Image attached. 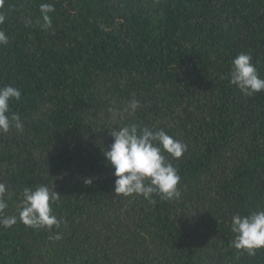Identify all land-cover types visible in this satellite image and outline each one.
Returning a JSON list of instances; mask_svg holds the SVG:
<instances>
[{"label":"trees","instance_id":"trees-1","mask_svg":"<svg viewBox=\"0 0 264 264\" xmlns=\"http://www.w3.org/2000/svg\"><path fill=\"white\" fill-rule=\"evenodd\" d=\"M0 15V87L21 91L24 123L0 133L3 215L17 216L0 227V264H264V248L231 246L232 217L264 209V92L245 96L229 75L250 53L264 77V0H0ZM109 109L188 145L168 157L179 199L115 194ZM39 185L61 194L59 229L19 220L23 189Z\"/></svg>","mask_w":264,"mask_h":264},{"label":"clouds","instance_id":"clouds-1","mask_svg":"<svg viewBox=\"0 0 264 264\" xmlns=\"http://www.w3.org/2000/svg\"><path fill=\"white\" fill-rule=\"evenodd\" d=\"M54 12V4L40 5L43 27L52 26L50 14ZM4 20L5 17L0 15V24ZM8 40L7 34L0 30V45L8 43ZM229 75L230 83L245 96L264 92V77H261L256 65L252 63L250 53H240L233 59ZM21 97V91L11 84L0 87V133L6 134L12 129L23 131L21 117L11 110L12 102H19ZM139 107L140 102L132 99L126 110L134 114ZM109 111L112 121L120 124L117 129H110L113 142L103 150L106 165L114 169L115 194L125 197L143 196L150 202H154V195H159L161 199H179L181 177L168 157L181 158L188 150V145L164 129L120 123L122 113L115 109ZM90 182H93L90 178L85 180L86 184ZM6 195L7 187L0 183V227L11 228L17 222V216L3 215L8 207ZM22 195L19 209V220L22 223L34 229L61 227L62 221L54 214L52 207L60 200L59 192L47 185H39L24 188ZM231 231L234 233L231 246L255 255L256 250L264 248V209L249 215L237 213L232 217ZM54 238L59 240L62 234L57 233Z\"/></svg>","mask_w":264,"mask_h":264}]
</instances>
